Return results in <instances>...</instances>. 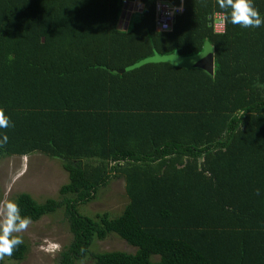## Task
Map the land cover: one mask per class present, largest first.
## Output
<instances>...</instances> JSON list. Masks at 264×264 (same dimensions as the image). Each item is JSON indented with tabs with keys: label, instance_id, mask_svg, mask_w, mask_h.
Returning a JSON list of instances; mask_svg holds the SVG:
<instances>
[{
	"label": "trees",
	"instance_id": "obj_1",
	"mask_svg": "<svg viewBox=\"0 0 264 264\" xmlns=\"http://www.w3.org/2000/svg\"><path fill=\"white\" fill-rule=\"evenodd\" d=\"M136 1L142 12L120 27ZM158 1L179 6L0 0V107L11 124L0 160L41 153L68 175L58 198L14 202L31 222L62 211L72 238L57 264H77L111 234L136 252L94 253V264H264V23L233 25L218 0H183L161 32ZM252 6L264 17V0ZM207 42L213 75L155 58ZM114 179L125 182L122 213L82 214ZM28 249L22 241L3 257L22 261Z\"/></svg>",
	"mask_w": 264,
	"mask_h": 264
},
{
	"label": "rangeland",
	"instance_id": "obj_2",
	"mask_svg": "<svg viewBox=\"0 0 264 264\" xmlns=\"http://www.w3.org/2000/svg\"><path fill=\"white\" fill-rule=\"evenodd\" d=\"M141 3L129 7L131 12L140 11ZM68 175L60 161L49 156L36 153L28 157H9L0 160V217L6 201H15L19 193L27 192L42 202L47 198H58L60 187L67 182ZM129 203L122 179L112 180L108 187L102 189L96 200L88 205L80 206V212L91 217L97 213L109 212L111 217L119 216ZM84 212V213H83ZM85 214V215H86ZM12 235L19 236L27 243L29 249L22 261L0 257V264H57L63 247L71 241L66 219L59 212L44 216L37 222H31L27 228ZM58 243V249L48 248V242ZM136 247L131 246L116 234H111L103 241L95 239L90 255L77 264H94L92 255L105 251H123L135 253ZM159 258L154 256L153 258Z\"/></svg>",
	"mask_w": 264,
	"mask_h": 264
},
{
	"label": "clouds",
	"instance_id": "obj_3",
	"mask_svg": "<svg viewBox=\"0 0 264 264\" xmlns=\"http://www.w3.org/2000/svg\"><path fill=\"white\" fill-rule=\"evenodd\" d=\"M139 3V1H137ZM183 0H179L177 11H182ZM219 7L226 9V20L233 25L241 27H259L264 23V17L252 6V0H218ZM167 27V25H163ZM10 119L5 114V109L0 107V129L10 127ZM8 143L6 133L0 132V147ZM31 223L28 216L21 217L18 204L6 201L3 205V215L0 217V257L11 256L22 240L19 236L12 235L27 228ZM60 245L48 242V248L58 249Z\"/></svg>",
	"mask_w": 264,
	"mask_h": 264
},
{
	"label": "water",
	"instance_id": "obj_4",
	"mask_svg": "<svg viewBox=\"0 0 264 264\" xmlns=\"http://www.w3.org/2000/svg\"><path fill=\"white\" fill-rule=\"evenodd\" d=\"M129 2H126L124 4V10L122 12L121 18L122 21L126 19L127 21L130 20V13L128 11ZM128 25L125 24V28ZM159 61H166L174 66H179L183 68L188 69H201L209 73L210 75L214 74V66H213V60H214V51L210 43H206L203 51L189 57H179L177 53L173 55H168L164 57H160L156 55L155 57Z\"/></svg>",
	"mask_w": 264,
	"mask_h": 264
},
{
	"label": "built area",
	"instance_id": "obj_5",
	"mask_svg": "<svg viewBox=\"0 0 264 264\" xmlns=\"http://www.w3.org/2000/svg\"><path fill=\"white\" fill-rule=\"evenodd\" d=\"M157 10V18H156V25L157 29L161 32H170L172 25L175 20V15L177 12V7H171L162 1H158L156 4ZM163 25H167V27H163ZM215 32L217 33H224L225 31V17L224 14H216L215 15V22H214Z\"/></svg>",
	"mask_w": 264,
	"mask_h": 264
},
{
	"label": "crops",
	"instance_id": "obj_6",
	"mask_svg": "<svg viewBox=\"0 0 264 264\" xmlns=\"http://www.w3.org/2000/svg\"><path fill=\"white\" fill-rule=\"evenodd\" d=\"M135 3H138L137 1L136 2H130L129 3V6H128V11H127V13L129 12V13H131V10L129 9V7H132ZM140 7V6H139ZM141 9H142V7H140V11H141ZM141 13V12H140ZM121 20H122V18H121ZM128 23V21L126 20V19H124V21H122L121 23H120V27H122V25H124V28H125V24H127ZM126 28H127V26H126Z\"/></svg>",
	"mask_w": 264,
	"mask_h": 264
}]
</instances>
